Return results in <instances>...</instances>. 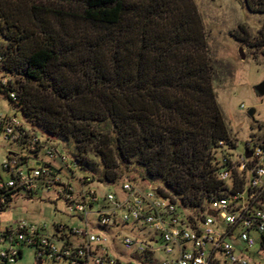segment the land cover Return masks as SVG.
Here are the masks:
<instances>
[{
    "label": "trees",
    "instance_id": "16d2710c",
    "mask_svg": "<svg viewBox=\"0 0 264 264\" xmlns=\"http://www.w3.org/2000/svg\"><path fill=\"white\" fill-rule=\"evenodd\" d=\"M243 3L264 14V0ZM191 5L0 0L6 43L0 69L16 86L9 80L2 92L16 93V101L7 98L13 109L47 140L71 141V161L86 174L112 183L135 172L131 179L154 184L182 209L198 211L210 199L240 190L243 180L236 176L228 190L217 178L219 143L228 150L236 142L216 101L215 65ZM249 45L264 52V24Z\"/></svg>",
    "mask_w": 264,
    "mask_h": 264
},
{
    "label": "built area",
    "instance_id": "2783aa9c",
    "mask_svg": "<svg viewBox=\"0 0 264 264\" xmlns=\"http://www.w3.org/2000/svg\"><path fill=\"white\" fill-rule=\"evenodd\" d=\"M8 82L0 77V91L9 88ZM7 98L16 101V93L8 90ZM27 125L15 114L0 112V136L36 160L29 165L28 157L17 154L2 161L8 178L0 176V215L19 194L33 199L40 190L53 191L81 227L54 223L49 230L24 220L0 222V264H17L22 247L33 250L36 264H264L254 260L255 255L264 259V146L252 141L233 153L236 148L225 150L220 142L217 178L228 190L236 176L243 185L193 211L142 180L74 178L68 157ZM65 172L71 174L66 181Z\"/></svg>",
    "mask_w": 264,
    "mask_h": 264
},
{
    "label": "rangeland",
    "instance_id": "374dc122",
    "mask_svg": "<svg viewBox=\"0 0 264 264\" xmlns=\"http://www.w3.org/2000/svg\"><path fill=\"white\" fill-rule=\"evenodd\" d=\"M190 6L196 15L198 28L204 31L206 49L212 63L215 65L213 88L216 101L221 109L224 121L229 130V136L236 142L233 153L244 150L245 145L255 142L264 145V96L255 92V86L264 80V52L260 48L250 47L257 37L260 25L264 24V14L249 11L243 0H191ZM182 12V9L180 10ZM235 34L239 40L233 37ZM5 42L0 36V49L5 47ZM242 48L244 59L238 54V48ZM8 72L0 69V77L5 76L13 83L14 78L8 76ZM254 109L249 116L248 110ZM0 112L15 114L24 123L20 112L13 109L4 92L0 91ZM28 126V125H27ZM46 144L53 146L69 159V168L74 178H80L84 171L76 167L73 162V143L57 138L46 139V134L37 130ZM22 154L28 157V164L32 165L36 160L19 144L9 143L0 136V176L6 180L7 174L2 170L1 163L7 157V153ZM46 161L45 158H42ZM90 162L96 173L101 166L98 160L90 156ZM70 172H65L63 180H68ZM137 176L132 172L129 179ZM73 182V180H71ZM264 211V202L262 204ZM24 220L31 224H45L50 230L54 223H61L69 227H81L78 220L68 214L65 203L58 198L53 191L49 193L41 190L33 199H27L23 194L17 195L9 206L0 215V222ZM257 245L252 252H256ZM22 257L17 264H36L34 252L29 247H22ZM249 255H251L249 253ZM255 261H264L255 255ZM56 264V263H45Z\"/></svg>",
    "mask_w": 264,
    "mask_h": 264
},
{
    "label": "water",
    "instance_id": "95a60500",
    "mask_svg": "<svg viewBox=\"0 0 264 264\" xmlns=\"http://www.w3.org/2000/svg\"><path fill=\"white\" fill-rule=\"evenodd\" d=\"M238 54H239V56H240L241 59H244V55H243V52H242V48L241 47L238 48ZM255 92L259 96H264V80H262L259 84H257L255 86ZM247 112H248L249 116H252L253 115V112H254V109L253 108H250ZM245 157H247V158L250 157V151L247 150V149H245ZM38 164L39 163H37V165ZM208 213L210 215H212V216H215V213L214 212L209 211ZM261 245L264 248V236L261 238Z\"/></svg>",
    "mask_w": 264,
    "mask_h": 264
},
{
    "label": "crops",
    "instance_id": "0c3cea01",
    "mask_svg": "<svg viewBox=\"0 0 264 264\" xmlns=\"http://www.w3.org/2000/svg\"><path fill=\"white\" fill-rule=\"evenodd\" d=\"M10 152L7 153V155L9 154Z\"/></svg>",
    "mask_w": 264,
    "mask_h": 264
}]
</instances>
